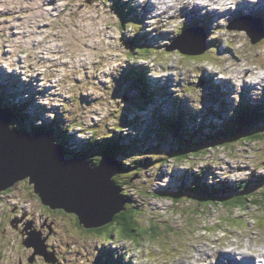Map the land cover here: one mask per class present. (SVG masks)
Here are the masks:
<instances>
[{
  "label": "rangeland",
  "instance_id": "obj_1",
  "mask_svg": "<svg viewBox=\"0 0 264 264\" xmlns=\"http://www.w3.org/2000/svg\"><path fill=\"white\" fill-rule=\"evenodd\" d=\"M202 1L204 9L201 13H205L212 2ZM119 2L118 9L122 14H117L113 6ZM151 3L150 0H0V70L5 67L9 73L21 77L7 75L12 82L10 87H2V98L6 104L10 101L30 104V109L25 111L28 116L25 121L11 126L34 123L41 126L57 114V126L70 128V125H77L84 129L92 126L100 136L114 135L124 146L117 159L130 165L125 172L116 175V181L122 183L123 192L131 196L133 207L139 211L140 226L144 229L151 223L158 226L154 236L146 233L137 245L117 236L116 231L108 237L94 230L96 228L89 230L82 225L77 232L71 222L73 217L53 216L35 193L33 184L21 180L11 191H4L0 196V264H105L104 257L113 258L115 264L121 257L125 261L121 258L117 264H191L197 254L195 247L200 243L219 247L223 242L224 248L228 249V236L222 237L219 228L229 227V235L250 227L264 232L254 223V219L264 216L261 201L257 204L251 201L243 208L234 209L218 202L205 205L197 198L203 190L190 189L195 175L201 179V185L211 186L216 191L213 197L222 196L221 192L226 188H241L239 183L242 181H246V192L257 191L261 183L264 134L250 139L248 137L253 135L252 132L256 134V129L237 130L231 136L235 141L231 148L225 142L200 138L208 136L209 132L201 130L195 134L197 128L193 123L205 120L207 124L216 123L219 129L222 118H233V100L230 101L233 95L222 93L218 81L227 77L239 81L238 75L245 65L264 67V42L253 44L252 38L253 32L260 27L253 25L254 29L240 30L246 26L242 20H235L236 16L226 17L221 29L218 28L221 43L215 44L209 35L212 27L198 24L191 7L178 18L180 24H184L186 18V25L171 27L174 25L172 20L165 26L167 32L161 33L151 23L154 35L145 32L146 16L154 19V10L149 9ZM218 6L220 4L212 5ZM185 13L187 15L183 17ZM198 25L209 37L203 41L206 42L203 54L184 55L179 50L167 49L176 32ZM143 39L145 43H142ZM182 40L189 44L197 40L200 46L203 43L202 38H195L194 32ZM230 42L237 44L230 47ZM144 47L148 50L144 51ZM253 49L258 54L255 65L252 64ZM238 57L242 60L241 65L237 64ZM20 63H24L23 67ZM208 71L213 72L210 77ZM216 73L217 78L214 77ZM7 80L0 78V83L6 84ZM23 81L25 83L21 85ZM11 85L16 87L14 96ZM166 89L170 93H164ZM205 89L210 92L208 95ZM21 90L27 91L24 93L27 97L18 96ZM142 95L150 100L145 107L136 102L137 97L143 99ZM263 102L262 92L248 95L245 104L256 106ZM59 106L63 107L62 112L58 111ZM182 106L186 108L184 127L188 129L181 138L173 135L171 127L159 126L151 115L153 112L170 114ZM190 115L197 119L191 120ZM262 115L264 109L258 117ZM258 126H264V123H258ZM197 144L203 146L204 153H210L192 160L191 157L202 155L193 156ZM90 145L91 154L97 157L95 142ZM185 152L186 155H182ZM254 158L256 161L251 162L249 169L239 173L240 180L239 176L230 174L238 161L245 166ZM140 159L144 162H138ZM208 163L218 164L217 170L228 174H210ZM165 164H169V168L163 171ZM165 175L169 181L164 184L171 186L161 190L158 183ZM251 179L255 180V188ZM156 193L174 194L178 201L157 200ZM192 197L196 204L191 202ZM130 201L127 207L132 205ZM110 223L107 224L109 227ZM247 236L253 242L251 234L247 233ZM236 237L234 234L231 239L244 240L243 248L253 250L254 244L246 245L244 236ZM256 250L262 251V246ZM205 251V248L200 249V252ZM204 257L208 259V256ZM209 258L211 261L207 264H215L212 251ZM221 258L227 260L228 255L225 253Z\"/></svg>",
  "mask_w": 264,
  "mask_h": 264
},
{
  "label": "water",
  "instance_id": "obj_2",
  "mask_svg": "<svg viewBox=\"0 0 264 264\" xmlns=\"http://www.w3.org/2000/svg\"><path fill=\"white\" fill-rule=\"evenodd\" d=\"M178 46L185 54H195L205 47L202 44L196 49L183 43ZM12 119L0 110V191L30 176L35 193L45 205L75 214L79 224L88 229L109 224L124 209L129 199L119 195L120 187L110 179L123 171L118 162L104 158V166L92 167L80 159H64L66 150L55 144L50 134L32 136L10 129Z\"/></svg>",
  "mask_w": 264,
  "mask_h": 264
},
{
  "label": "bare ground",
  "instance_id": "obj_3",
  "mask_svg": "<svg viewBox=\"0 0 264 264\" xmlns=\"http://www.w3.org/2000/svg\"><path fill=\"white\" fill-rule=\"evenodd\" d=\"M211 5H208V10L205 12V13H201L202 10L204 9L203 8V1L202 0H186L185 1V6L183 9L186 10V9H190L191 7H188V6H191L192 5V9H193V12L196 14V16L198 15V19L199 20H203L206 18V21H204V23L206 25H209L210 27H212V30H211V34L210 37L212 36L215 44H219L221 43V39L219 38V35H218V28H219V25L223 22V20L226 18V17H229V16H236L238 19H241L242 22H243V25H246L249 29H253V25L255 22H253L252 20H248V19H251L253 17H256L258 19H255L256 23H259L261 25H264V0H255L256 3H262V5H260V8H261V13H257L255 11V5H251V4H248V1L247 0H230L228 1L226 4H221L219 3L218 0H211ZM220 4V6L218 7H212L213 4ZM255 4V3H254ZM116 7L117 5L114 4ZM118 8V7H117ZM17 13V12H16ZM189 13V11H188ZM122 14V13H121ZM151 14V12H149V15ZM157 15V13L155 11H153V18ZM187 13H185L183 15V17H186ZM201 16V17H200ZM152 19V18H151ZM244 19H247V20H244ZM250 22H253V23H250ZM213 23V25H212ZM251 24V25H250ZM192 27V26H191ZM197 29L199 30H190L188 32H186V36H189L192 32L195 33V38L196 37H200L203 39V36L202 34L205 36V38H207L209 40V37L208 35L206 34L205 30L203 27L201 26H198ZM202 33V34H201ZM52 34V32L50 33ZM15 35V33H14ZM54 35V34H52ZM25 36V35H24ZM16 38V36H15ZM197 41V40H196ZM36 42H38V40L36 39ZM193 43H195V41H192ZM238 42V41H237ZM236 42V43H237ZM198 43V41H197ZM211 44V43H210ZM36 45V44H35ZM146 46V45H145ZM248 70V69H247ZM143 71V70H142ZM210 74H208V76L210 77L211 76V73H213L212 71H208ZM138 75V74H137ZM249 75V70H248V73L246 74V76ZM215 77V76H214ZM231 79V78H230ZM230 79H228L227 81H230ZM20 80V79H19ZM264 80V79H263ZM142 82H144V80H141ZM226 82H224V86L226 88V91L230 94V95H233L234 96V93H235V90H234V86L232 83H230V85ZM20 82V81H19ZM217 83V82H216ZM241 88V87H240ZM249 89V88H247ZM155 93H157V91H154ZM205 92L206 94L208 95L210 92L208 90L205 89ZM19 96V94H18ZM19 100V99H18ZM17 102V101H15ZM153 102V100H152ZM256 102V101H255ZM19 103V102H17ZM258 105V104H257ZM24 106V105H23ZM16 107H19V105H16ZM180 108H182V113L184 114L183 115V120L186 118V115H187V112L185 111L186 108L185 107H178L177 110H179ZM175 110V112L177 111ZM14 112V110H12ZM241 119H248V117H250L249 114H243V115H239ZM238 116V117H239ZM13 123V121H11L8 125V128L12 129V128H15L18 130V132H22L21 129L19 127H12L11 124ZM235 123H239L237 120ZM240 124V123H239ZM211 125H212V130H213V133H216L217 134V124L216 123H213L211 122ZM254 125L258 126V123H254ZM231 130H232V126L229 125V124H222V130L221 132H225V133H231ZM242 130V129H240ZM116 131H122L121 130H117ZM191 132V131H190ZM193 132V131H192ZM237 132V131H236ZM36 134H32V136H35ZM104 139L105 141H103L104 143H106V139H108V134H106L104 136ZM55 140V139H54ZM71 140V139H70ZM56 141H54L55 143ZM55 144H58V143H55ZM60 145V144H59ZM77 144H75L74 146H71L73 149L74 148H77L75 147ZM64 148V147H63ZM65 149V148H64ZM66 152L64 153V159H72V155L71 153L65 149ZM99 151V149L97 150ZM196 152H200V153H196ZM125 153V152H124ZM202 154V152L200 150H195L193 151V156L194 155H200ZM241 161V160H240ZM253 160L250 159V161L246 163L245 166H242L239 161L236 163V167L232 166L231 163L230 165L234 168L233 171L230 173V174H235L237 176H239V173L243 174L245 173L248 169H249V166L252 164ZM123 163H125L126 161L125 160H122ZM129 164V163H127ZM243 164V163H242ZM244 165V164H243ZM216 172V171H215ZM120 174V172H117L115 173L114 175H112V177L110 178L113 182L114 185H117V187H119L117 182H116V175ZM217 175H220V174H228V172H225V171H222V170H217L216 172ZM196 176V175H195ZM264 176V174L262 175V177ZM250 177V176H248ZM165 178H166V175H165ZM242 177L239 178V180L241 179ZM166 181H164L163 183L160 184V186H164ZM205 182V181H204ZM223 183V182H222ZM221 183V184H222ZM229 184V183H228ZM240 185H242V182L240 183ZM196 184L193 185V187H195ZM121 191H119V195H124L122 193L123 191V187H120ZM124 199H127L128 198L124 195L123 196ZM220 198V196H219ZM131 200V198H129ZM129 201V200H128ZM129 202H126L123 207L125 209L126 205L128 204ZM246 206V205H245ZM123 209V210H124ZM60 211H63L61 208H59ZM122 210V211H123ZM222 211V210H221ZM225 211V210H224ZM232 227V226H231ZM235 227V226H234ZM238 228V227H237ZM257 229V228H256ZM260 229V228H259ZM246 236H247V233H250L251 236L253 237V242L258 240L260 237L259 233L256 232V231H253L252 229H248L246 230ZM129 236V235H128ZM243 236H245L243 233L240 235V238H243ZM238 237V236H237ZM236 237V238H237ZM251 238V237H250ZM41 240V239H40ZM43 240V238H42ZM244 241V240H243ZM243 241H240V242H237L236 244L233 243V241H228L226 244H228V246L230 248L228 249H225L224 246H225V243H221L220 246L216 249V250H212V252L214 253V255H216V258H217V262L215 264H255V255H253L250 250L249 252H246V249L243 248V244L244 242ZM188 244V243H186ZM201 244V243H200ZM252 245V244H251ZM193 247V246H192ZM192 247L191 250H192ZM248 248V247H247ZM239 249V250H237ZM262 255H264V245L262 246ZM258 252H260V250H257ZM196 252V251H195ZM227 254L228 255V258L227 260L221 258V256L223 254ZM220 254V255H219ZM202 257V255H201ZM201 257H199V260L201 259ZM205 258V257H204ZM207 259V258H206ZM150 261V260H149ZM185 261V260H184ZM125 263V262H124ZM120 264H123V263H120ZM261 264H264V259H262V263Z\"/></svg>",
  "mask_w": 264,
  "mask_h": 264
},
{
  "label": "trees",
  "instance_id": "obj_4",
  "mask_svg": "<svg viewBox=\"0 0 264 264\" xmlns=\"http://www.w3.org/2000/svg\"><path fill=\"white\" fill-rule=\"evenodd\" d=\"M121 3H118L117 4V7L119 8ZM116 7V6H115ZM116 7V8H117ZM117 8V9H118ZM15 106L16 105H19V103L15 102L14 103ZM19 106H23V105H19ZM25 106V105H24ZM13 107V106H12ZM11 107V110H14L13 108ZM245 110V108H240V110L237 111V115H243V111ZM184 111V110H182ZM183 113L181 115V117L183 118ZM239 118V123L240 125L238 127H240V129H245V128H249L251 130V125H252V119H253V116H250L248 117V119L244 120V119H241L240 116L238 117ZM17 127H19V125H16ZM20 128V127H19ZM21 129V128H20ZM239 129V130H240ZM240 130V131H242ZM236 133V132H235ZM258 133V132H257ZM32 134H35V133H32ZM234 133H226L224 135H221V136H218L216 135V133H211L210 136H207L206 138L208 140H213V139H221L222 142H225L227 144H230V138L231 136L233 135ZM253 135H251L250 137L248 138H254L255 136L256 137H263L261 133H258L257 135L255 133H252ZM116 138L115 137H112L110 138V142L107 143L104 147H102L99 151H97V155L99 154V157H96L95 154H90L89 155V152L88 151H85L84 153H82L83 155H88L89 156V160L93 163V164H98L104 156L106 155H114V156H117L119 152L121 151H124V146H122L120 144V142L116 141L115 140ZM259 138H257L258 140ZM217 140V141H218ZM262 140L264 141V137L262 138ZM69 141L70 139L68 138L65 142V145L68 149H73L70 145H69ZM235 142V141H234ZM91 143H94L93 141ZM103 143V142H102ZM102 143H99L97 144V147H101ZM231 148L233 147L231 144H230ZM91 147V146H90ZM89 147V148H90ZM76 149V148H74ZM122 156H124V154H122ZM123 159H126L125 157ZM130 167V165L124 163L123 164V167L127 168ZM264 177V176H263ZM123 180V179H122ZM264 180V178L262 179V181ZM128 180L124 181V182H127ZM118 184L119 182L116 181ZM240 184V183H239ZM119 187H122L123 184L120 183L118 185ZM206 191H211V189L207 188ZM122 193L129 199L131 198V196L127 195V193L123 192ZM155 198L158 200V199H161L162 198H173L174 201H178L177 200V197L176 195H171V194H162V193H156L155 194ZM237 197V196H236ZM262 197H263V200H264V192L262 193ZM180 198V197H179ZM202 198L204 200H201L200 203L203 204L204 202H209L210 200L206 199V197L203 195ZM234 197H230L228 199H233ZM256 203H257V200H254ZM225 203V205H236L238 202H235V200H232V201H229L228 203L225 202V200L223 201ZM131 203V201H130ZM248 202H244L242 204H239L240 206L239 207H243L244 204H247ZM132 204V203H131ZM232 205V206H234ZM134 205L132 204L131 206H126L124 211H120L118 212L113 221L110 223L111 226L109 227V225L107 226H104L103 228H100V230H97L103 234H105L106 236L108 237H111L113 235V231H116V235L119 236V237H123L125 238L128 243H132L133 245H137L139 242H140V238L145 236L146 233H149L151 236H154V234L157 232V229H158V226L154 223H151V225L147 228V229H144L140 226V222H139V211L133 207ZM238 206V205H236ZM228 207V206H227ZM231 209L234 208V207H230ZM263 210H264V206H263ZM53 214H57V216H64L61 218H67L69 216L73 217V221H71L76 227V231L78 232V230L80 229V224H79V221H78V218L76 219L75 216L71 215V214H63L60 210H54V211H51ZM115 226H119L118 227H115ZM129 235V236H128Z\"/></svg>",
  "mask_w": 264,
  "mask_h": 264
},
{
  "label": "clouds",
  "instance_id": "obj_5",
  "mask_svg": "<svg viewBox=\"0 0 264 264\" xmlns=\"http://www.w3.org/2000/svg\"><path fill=\"white\" fill-rule=\"evenodd\" d=\"M120 3V2H119ZM118 4V3H117ZM116 4V5H117ZM113 6H115V5H113ZM115 8V11H116V13L117 14H119V13H121L120 12V10L119 9H117L116 7H114ZM119 8H120V6H119ZM146 42V40L145 39H143L142 40V43H145ZM19 52H21V50H19ZM257 106V105H256ZM153 114H154V116H155V112H153ZM156 117V116H155ZM189 117H191V120H194V118L192 117V115H190ZM167 120H169L170 122H173V119H169V118H167ZM184 120H182V122L181 123H179V124H177V127H178V130H177V133H174V130H175V128H172V132H173V134H176V137H182L183 135H184V133L185 132H187V129L188 128H185L184 127V122H183ZM20 127V126H19ZM21 128V127H20ZM123 157V156H122ZM165 165H168V164H165ZM256 167H259V166H256ZM24 180H28L29 182H30V176L29 177H26V178H24V179H22V181H24ZM252 181H255L254 179H251ZM19 181H21V180H19ZM18 181V182H19ZM17 183V182H16ZM16 183L14 184V185H12L11 187H9V188H7L6 190H4L5 192H8V191H11L14 187H15V185H16ZM30 184H32V183H30ZM33 187H34V185H33ZM37 195H38V193H36ZM200 199L201 200H203L201 197H200ZM206 199H210V198H208V197H206ZM129 201H130V199H129ZM232 205H234V204H232ZM236 205H238V206H236ZM236 205H234V206H232V207H234V208H239V204L237 203ZM48 207H49V210L50 211H54L52 208H51V206L50 205H47ZM241 208H243V207H241ZM65 213H67V214H71V215H73V216H75L76 217V219H77V216L75 215V214H73V213H68V212H66L65 211V209L64 208H61ZM57 210H59V208L57 209ZM53 216H57V214H52ZM59 217H61V216H59ZM106 226V225H105ZM80 227H81V225H80ZM104 227V226H103ZM99 228H96V229H94V230H98ZM89 230H92V229H89ZM203 245V244H202ZM262 253V252H261ZM256 254V256H263L262 254H260V253H255Z\"/></svg>",
  "mask_w": 264,
  "mask_h": 264
}]
</instances>
